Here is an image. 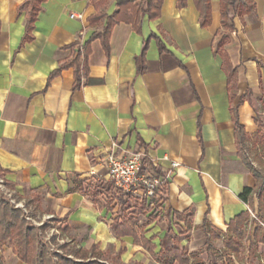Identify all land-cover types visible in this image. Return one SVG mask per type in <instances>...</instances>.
I'll return each mask as SVG.
<instances>
[{"label": "crops", "instance_id": "crops-1", "mask_svg": "<svg viewBox=\"0 0 264 264\" xmlns=\"http://www.w3.org/2000/svg\"><path fill=\"white\" fill-rule=\"evenodd\" d=\"M25 1L0 0V172L27 202L25 219L37 226L59 220L60 243L86 252L66 255L78 262L165 264L157 254L173 246L206 264L221 262L219 251L212 262L205 258L216 241L223 246L229 221L248 212L239 194L256 185L237 152L233 110L246 138L259 129L256 119L264 122V0L235 15L231 28L221 25L220 0H210L206 25L193 0L183 7L163 0L154 18L142 13L137 24H114L107 50L92 39L104 22L90 23L97 10L91 0H44L28 39ZM116 9L115 0L102 6L107 15ZM83 43L95 83L60 68ZM110 151H140L142 172L171 169L170 177L151 200L123 192L104 163ZM171 161L179 165L171 168ZM117 191L129 196L125 205L112 197ZM249 199L256 213V195ZM178 214L190 216V226ZM123 215L153 251L116 234ZM254 219L241 248L263 264ZM0 256L5 264H28L7 244Z\"/></svg>", "mask_w": 264, "mask_h": 264}, {"label": "trees", "instance_id": "trees-1", "mask_svg": "<svg viewBox=\"0 0 264 264\" xmlns=\"http://www.w3.org/2000/svg\"><path fill=\"white\" fill-rule=\"evenodd\" d=\"M44 0H26L23 3V7L26 8L27 20L25 24V38H31L30 32L33 29V24L36 19V15L40 9V5ZM96 7V12L90 18L91 24H99L104 22L102 29L98 32L92 34L93 38H100L103 48L108 49V36L111 27L118 22H126L137 24L139 22V15L145 13L150 18H154L159 14V10L163 0H115L117 9L110 15H107L102 11V6L106 4L107 0H91ZM139 1V2H136ZM178 6L183 7L186 5L187 0H176ZM197 10L199 11V20L201 25H206L210 21V0H193ZM254 8L253 0H220V14H221V25L223 28L232 27V19L235 15L242 17L245 14L250 13ZM224 36L221 37L219 44L224 41ZM78 44L75 43V46ZM89 47L87 43H83L74 51V55L71 59L66 60L61 64L60 68L72 67L75 75V79L79 82L81 76L85 78L86 83H95L99 80L89 78L87 76V54ZM57 73V71L53 72ZM233 121L235 125V135L237 138L238 154L241 157L243 163L248 167V169L253 174L256 179V185L252 189L250 187H245L239 194V197L249 206H252V201L249 199L251 193H254L257 197V211H256V221L255 229L253 230V238L255 241L264 243V227L259 226V222L264 223V176L260 174L258 170L249 160L245 152V141L248 139L245 137L243 132V127L238 123L237 115L235 110H233ZM259 127V131L264 132V122L262 120L256 119ZM261 149L264 153V133L261 138ZM118 192V191H117ZM97 193L94 191L90 192V196L97 201ZM120 205H125L127 194L121 191L118 194L112 195ZM110 201V200H109ZM140 209V208H139ZM139 211V210H138ZM183 218L188 226H190V216H184L182 214L177 215ZM249 220V213L243 211L242 213L236 215L228 223L226 232L224 234L223 248L217 253V258L222 259L223 257L228 264H234L230 259L229 255H234L238 257L240 249L242 247V241L247 236L245 225H247ZM255 221V220H254ZM27 222L23 217L22 211L18 208L10 206L4 197L0 194V248L9 243L13 242L15 244V254L16 256L28 263L33 264V257L36 256L38 264H100L96 261L88 262H78L73 258H69L66 255L72 254L77 258H83L86 256V252L80 249L68 250L67 254L60 255L55 254L57 257V262L53 261L50 257L51 254L46 252V244L42 245L43 248L35 252V248L39 243L37 232L38 229L44 228L45 225L41 227H36L34 225H26ZM203 227L209 233L210 237L216 238L218 236V231H211L208 229V224L204 222ZM115 232L117 235H131L133 236L135 242L142 243L147 249L153 251V246L140 235L139 231L135 228L134 221L131 217L123 215L121 223L117 224L115 227ZM60 248H66L67 244H60ZM209 247H212L209 244ZM35 252V255L33 253ZM157 258L165 263L172 264L174 261H178L185 264H206L202 259H200L196 253L187 255L182 248L173 246L171 248H163L157 254ZM0 264H5V260L0 256ZM217 264V263H215ZM253 264V263H249ZM264 264V263H263Z\"/></svg>", "mask_w": 264, "mask_h": 264}, {"label": "rangeland", "instance_id": "rangeland-1", "mask_svg": "<svg viewBox=\"0 0 264 264\" xmlns=\"http://www.w3.org/2000/svg\"><path fill=\"white\" fill-rule=\"evenodd\" d=\"M263 133H264L263 131H261V130L259 131V129H258L257 132H254L253 135H250L248 137L247 142H245V148H244L247 156L249 157V160L254 165L256 170H258L260 172V174L262 176H264V153H263V150L261 149V142L260 141H261ZM0 194L4 197V199L8 202V204L10 206L15 207L16 203H20L22 205V207L21 208L16 207V208H18L22 211L23 217L25 218V213H24L22 208H24V206L28 207L27 202L20 200V198L18 196H16V194L12 191L9 184L5 182L1 172H0ZM253 212H254V210H253ZM255 215H256V213H255ZM27 217H29V216L27 215ZM253 220H255V219L250 216L247 225H245V229H247L248 224L252 223ZM26 222H27L26 225H30L31 223L33 224V222L31 220H26ZM43 222H45V224H40L39 226L34 225L36 227H41V226L45 225L44 228L38 229L37 236H38L39 243L37 244V246L35 248V252L38 251V249L40 250L41 248H43L42 245L46 244L45 245V246H47L45 248L46 252H49L51 254L50 257L52 258V260L57 262V257L55 256V254L65 255L68 253L67 252L68 250H71L73 248H72V246H67L66 248H60L59 247L60 244H63V243H60L61 238H63V232H62L63 230L61 229L62 225H61L59 220L44 219ZM215 244L216 245H214L212 248H210L211 256L209 255L208 258L204 257L207 262H212L216 256L217 251L220 252L223 248V246L221 245V241H216ZM7 245L9 247L15 249V244L13 242H9V243H7ZM244 251L245 250L243 248H241V250H240L241 254L240 255L238 254V257H236V262H238V264L252 263L251 258H253L255 256V253H253V256L251 253L248 254L247 256H245ZM35 252L33 253V255H35ZM253 260H254L253 264H255L256 260L254 258H253ZM33 261H34L33 264H38L36 256L33 257ZM220 261L221 262H219L217 264H228L224 257L222 259H220Z\"/></svg>", "mask_w": 264, "mask_h": 264}, {"label": "built area", "instance_id": "built-area-1", "mask_svg": "<svg viewBox=\"0 0 264 264\" xmlns=\"http://www.w3.org/2000/svg\"><path fill=\"white\" fill-rule=\"evenodd\" d=\"M71 18H81V14L70 13ZM144 154L140 151H132L127 156H119L114 152H108L104 157L109 178L115 187L123 192L134 195H142L147 200L155 198L164 184L170 177L171 169L161 174H149L142 172ZM177 161H171V168L177 167ZM2 181V180H1ZM16 206L22 207L20 203ZM247 210L251 217L256 218L255 212L246 203Z\"/></svg>", "mask_w": 264, "mask_h": 264}]
</instances>
